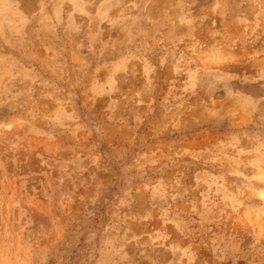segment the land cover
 I'll return each instance as SVG.
<instances>
[{
  "label": "rangeland",
  "instance_id": "374dc122",
  "mask_svg": "<svg viewBox=\"0 0 264 264\" xmlns=\"http://www.w3.org/2000/svg\"><path fill=\"white\" fill-rule=\"evenodd\" d=\"M0 264H264V0H0Z\"/></svg>",
  "mask_w": 264,
  "mask_h": 264
}]
</instances>
